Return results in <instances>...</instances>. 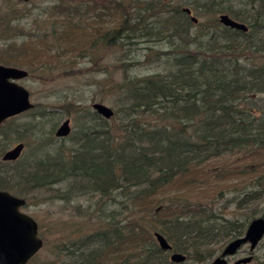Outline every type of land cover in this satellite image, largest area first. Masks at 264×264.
<instances>
[{"label": "trees", "instance_id": "trees-1", "mask_svg": "<svg viewBox=\"0 0 264 264\" xmlns=\"http://www.w3.org/2000/svg\"><path fill=\"white\" fill-rule=\"evenodd\" d=\"M57 1L53 8L58 16L52 17L60 20L62 16L67 24L79 27L81 33H93L79 48L67 40L68 48L78 49V54L83 55L99 41L115 45L141 38L148 42L147 36L159 34L172 45V51L164 53L172 54L168 70L128 78L122 109L117 107L110 118H103L96 111L82 113L76 134L70 137L75 149L69 156L57 149L53 154L40 156L34 165L0 159V190L22 193L21 188L27 184L31 190L68 179V189L74 194H95L110 203L118 195L124 196L122 204L132 217H127L123 226L113 222V212L108 214L101 218V230L91 232L79 242H70L69 246L77 244L75 250L64 244L59 247L60 252L57 249L58 255L63 251L65 255L71 253V262L58 260L53 264H171L166 253L155 245V232L146 223L166 237L172 252H181L187 260L193 257L199 263L214 255L211 247L219 239L242 237L248 222L216 216L208 207L213 199L203 204L176 194L165 198L172 203L162 205L165 199L159 195L176 181L183 182L188 191L202 188L213 171L197 167L207 160L239 149L244 152L249 147L264 151V111L255 115L251 102L247 100L246 105L243 101L248 92L264 93V0H245L248 8L245 5L243 9L229 5L220 9L218 0H183L175 5L170 4L171 0H129L136 9L133 14L125 13L122 2L105 0L102 9L118 16L110 26L94 19H86L84 26L71 22L78 11L68 4L70 0ZM92 7L93 4L87 5L86 11L90 8L92 12ZM187 7L195 13L224 11L246 25L247 30L242 32L215 22L214 29L204 25L193 35L190 26L194 22L185 11ZM62 22L52 23L61 28L65 24ZM13 29L23 32L19 26ZM52 33L61 39L64 30L60 33L55 28ZM57 37L50 41L56 42ZM66 38L67 34L63 42ZM191 43L195 50L189 53L185 46ZM38 51L34 52L39 56ZM13 57H0V63L32 68L24 50ZM6 141L9 143V139H3V146ZM249 169L258 170L247 165L240 171L232 168L229 174ZM252 184L254 188L238 200L236 209L248 200H264V173ZM222 192L219 190L215 198L222 196ZM198 194L201 192L197 191ZM143 203L146 204L141 213L137 208ZM85 216L90 217L88 212ZM75 251L81 253L75 255ZM253 264H264V253Z\"/></svg>", "mask_w": 264, "mask_h": 264}, {"label": "rangeland", "instance_id": "rangeland-1", "mask_svg": "<svg viewBox=\"0 0 264 264\" xmlns=\"http://www.w3.org/2000/svg\"><path fill=\"white\" fill-rule=\"evenodd\" d=\"M104 1L70 0L67 3L71 4L80 15L77 16L78 13H74L71 22L78 21L80 26H84L85 21L94 19L105 25L114 24L118 16L115 14L112 16L109 10L102 9L101 5ZM118 1L124 5L126 14L135 12L136 9L131 1ZM218 1L217 7L220 9L227 5L232 9H243L245 5L248 8L245 0ZM178 2H183V0H171L170 4L175 5ZM57 4V0H0V57H10L8 60H12L14 55L17 56L19 51L24 50L27 62L32 65V68L29 69L22 65L0 63L5 67L20 68L27 72V76L17 83L29 92L32 107L19 115L12 116L13 118L10 117L9 120H4L0 126V159L3 153L21 143L23 147L19 157L12 160H19L20 165H34L40 156H44L46 153L53 154L57 149H62L65 156H69L75 149L72 136L76 134V128L80 121L79 116L82 113L92 114L95 111L92 106L96 103L110 107L113 112L117 107L122 109L120 104L126 100L124 87L129 77L160 73L163 69L168 70L170 66L168 58L172 53L165 54L164 52L172 51V45L168 44L160 34L159 36H147L148 42L141 38L126 39L115 45L99 41L94 47L83 52V55L78 54V49L68 48L69 44H74L79 48L84 41L92 37L93 33L87 31L81 33L79 27L74 28L72 23L67 24L66 18L62 16L60 20L52 17L51 15L58 16L55 10ZM92 4L93 11L91 12L90 8L86 11V6ZM53 6L55 7L53 8ZM190 10V16L197 19V23L190 26L193 35L200 32L204 25L214 29L215 22L219 24L220 15H228L224 11L210 13L209 10H204L202 13H195L191 8ZM55 20L57 23L59 22V25L63 21L62 23H65L67 27L62 24L60 28L52 23ZM149 20L152 21L151 18ZM18 26L23 28V32L19 33L18 30L13 29ZM55 28L57 31L60 29V33L64 30L61 39L52 33L55 32ZM66 34L68 38L63 42V37ZM56 37V42L52 43L50 40ZM23 41L25 44L21 43ZM185 47L189 53L195 50L192 43ZM35 50H39L40 57L35 54ZM47 59L53 61L40 66ZM244 95L246 97L243 101L246 105L248 101L251 102L254 108L253 114L256 115L261 110L264 111V93L248 92ZM65 119L69 120L70 132L65 138L58 137L56 130ZM5 138L9 139V143L6 141V145L3 146ZM263 160L264 151L253 150L250 147L246 148L244 152L239 149V151L222 155L216 159L207 160L202 166L197 167L198 170L204 168L213 171L212 175L205 179L202 188H197L201 194L197 195L196 190H185L183 182L176 181L175 184L167 186L159 198L165 199L176 194H184L186 199L197 202L199 200L203 204L213 199V203H209L208 207H211L216 216H222L227 220L232 218L245 220L248 225L253 218H262L264 214L263 198L248 200L239 210L235 206L241 197L247 196L246 193L254 188L253 184L251 185L253 180L264 173ZM247 165L249 167L256 166L258 170L252 172L250 170L252 168H250L247 172L236 175L229 174V170L232 168L235 171H240V169L244 170ZM223 170H228V172H223ZM68 183L67 179L66 181H57L46 188L35 187L31 190L27 189L29 187L27 184L26 187L21 188L22 193L15 190L14 192L8 191L11 195L24 199L25 204L19 207L20 211L34 219L38 236L43 240V246L27 261V264H53L58 260L64 263L71 262L72 259L69 260L71 253L65 255L66 251H63L58 255L61 244L75 250L77 244L69 246L70 242H79L91 232L101 230L99 225L101 220L107 218L108 214L112 212L114 213L113 222L119 227L123 226L126 218L129 217L126 214L128 209L122 204L123 195H118L116 200L110 203L95 194L78 195V192L74 194V191H69ZM244 186H248V188L240 189ZM219 190H222L224 194L215 198ZM244 190L245 192H242ZM170 203L172 202L169 199L162 200V205ZM145 204L139 205L137 210L142 213ZM86 212L90 217L85 216ZM146 224L152 233L159 232L154 225ZM153 238L157 245L154 235ZM232 239L233 237L230 236L216 241L211 247V250H215L212 253L214 255L200 263L193 257L187 260L185 254L172 252L171 248L162 251L166 253L171 264H208L221 254V250ZM248 247V244L243 245L235 255L227 258L226 264H234L235 261L248 256H253V259L242 264H253L264 253V237L252 254ZM79 253L81 252L75 251V255ZM178 253L184 255L185 259L176 263L171 259V255Z\"/></svg>", "mask_w": 264, "mask_h": 264}, {"label": "water", "instance_id": "water-1", "mask_svg": "<svg viewBox=\"0 0 264 264\" xmlns=\"http://www.w3.org/2000/svg\"><path fill=\"white\" fill-rule=\"evenodd\" d=\"M185 11L190 15V8H185ZM190 17L194 23H197L195 17ZM219 22L222 26L231 29L234 28L242 32L247 30L246 25L226 14L220 15ZM26 76L27 72L23 69L0 65V126L4 120L19 115L32 107L29 92L17 83ZM92 108L103 118L108 119L113 115L110 107L100 103L93 104ZM56 131L58 137L68 135L70 132L69 120L65 119ZM22 147L23 144L21 143L16 145L3 153L2 159L4 161L17 159ZM24 204V199L13 196L8 191L0 190V264H27V261L37 254L43 246V240L38 236L36 222L29 215L20 211L19 207ZM245 231L242 237L232 239L221 250V254L208 264H226L227 258L235 255L245 244L249 245V252H253L264 237V218H253ZM153 235L161 250L167 251L171 248L162 234L156 232ZM171 259L179 263L185 259V256L180 253L172 254ZM251 260L252 257L248 256L235 261L234 264H242Z\"/></svg>", "mask_w": 264, "mask_h": 264}]
</instances>
